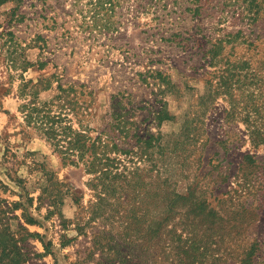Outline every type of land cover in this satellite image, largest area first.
<instances>
[{
	"label": "rangeland",
	"instance_id": "1",
	"mask_svg": "<svg viewBox=\"0 0 264 264\" xmlns=\"http://www.w3.org/2000/svg\"><path fill=\"white\" fill-rule=\"evenodd\" d=\"M70 2L22 0L13 16L15 2L0 5V218L17 238L18 225L38 234L25 241L42 255L29 264H264V0H125L117 20H70ZM23 79L49 80L39 101L55 80L71 84L50 106L58 126L95 136L119 120V147L130 145L111 154L120 166L144 168L153 188L191 187L215 223L183 208L174 233L150 239L152 200L94 207L81 165L64 164L19 108L31 98ZM147 133L164 147L141 149ZM191 233L197 250L183 242Z\"/></svg>",
	"mask_w": 264,
	"mask_h": 264
},
{
	"label": "trees",
	"instance_id": "2",
	"mask_svg": "<svg viewBox=\"0 0 264 264\" xmlns=\"http://www.w3.org/2000/svg\"><path fill=\"white\" fill-rule=\"evenodd\" d=\"M9 1L16 3V6L10 10V14L13 16L18 4L22 0H0V5ZM124 2L125 0H71L70 3L73 5V11L67 15L70 20H117L119 13L117 10ZM103 29L106 32L115 30L113 24L109 22L104 23ZM38 48L42 51L40 47ZM23 64L26 67L33 65L27 61H24ZM45 64V61L37 62V67L39 69L43 68ZM159 77L161 76L159 75ZM54 83L57 94L49 101H39V92L51 89L49 80L44 79L33 82L31 79H23V82L19 85V95L22 96L25 89L29 87L31 98H29L26 104H21L19 108L27 107L29 109V120H33L42 134L53 141L51 145H53L64 164L72 166L81 165L85 174L89 176L87 187L94 192L93 196L96 201L93 205L94 207L102 205L103 202L107 203L109 200L119 202L121 199H124L125 201L123 202L128 205V210L131 209L133 212L135 206L131 204L134 199L141 197L139 198L141 200L144 198L152 200L150 206L146 202L145 213L143 212V214H151L148 219L146 218L147 223L145 226L146 233L150 236V239L159 235L163 229L169 234L174 233L175 223L173 222V218L179 215L178 212L180 213L183 208L185 209L184 213H196L206 218V222L208 220L210 225L215 223L214 217L217 216L215 210L210 208L205 200L197 196L191 187L185 188L183 192H178L175 189L164 187L168 182L162 181L161 187L153 188L152 183L142 179V172L145 171L144 168H139L138 166L129 167L126 164L120 166L119 159L111 156V154L120 151L124 155H127L130 152V148H128L130 145L125 149L119 147L118 140L120 139V135L122 133L127 135L128 133L127 130L124 131L123 129L114 127L120 124L119 120L113 122V125L112 123L109 124L108 128L100 130L95 136L88 135L87 130L72 129L70 124L58 126L62 121V115L60 112L50 114V106L53 105L54 100H59L68 90H72L73 86L71 84L64 85L59 80H55ZM157 116L159 121L164 118L170 119L164 110L157 112ZM111 118H114L112 117V113ZM136 137V143H141V149L143 150L154 146L162 149L165 145L159 144V135L154 136L151 133H147L146 138H144L145 134L142 136L136 135ZM248 158L250 157L245 156V159ZM30 200L31 198L27 199L28 202ZM58 203H60L59 200ZM22 207L23 204L21 202H14L12 210L21 209V218L26 224L36 223L35 219L26 214V210ZM149 207H151L150 210L148 209ZM186 210L191 212H187ZM154 213L157 214L154 215ZM184 213L180 214L183 215ZM135 219V224L141 223L140 217H136ZM17 230L20 233V237L18 238L15 237V232H11L8 225L0 218V264H29L32 256H42L30 251L27 248V244H25L28 238L38 237V234L28 232L22 225H18ZM190 236L183 241L189 244L186 249L197 250V245L194 244L193 246L191 243L193 239L192 233ZM176 238L181 239V234H177ZM46 246L45 250L47 249ZM185 261L186 259H184ZM185 263L193 264V259ZM31 264L43 263H36L34 261Z\"/></svg>",
	"mask_w": 264,
	"mask_h": 264
}]
</instances>
